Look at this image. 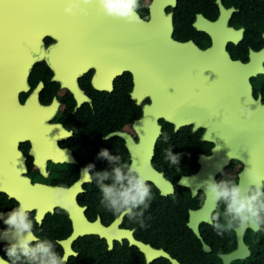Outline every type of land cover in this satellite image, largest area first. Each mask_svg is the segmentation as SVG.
Masks as SVG:
<instances>
[{"label": "flooded vegetation", "instance_id": "obj_1", "mask_svg": "<svg viewBox=\"0 0 264 264\" xmlns=\"http://www.w3.org/2000/svg\"><path fill=\"white\" fill-rule=\"evenodd\" d=\"M139 4L137 13L145 22L160 12L170 17L172 38L177 42L206 50L220 39V32L232 30L235 35L225 49L233 60L246 63L251 52L264 49V0H139ZM45 42L48 46L52 40ZM77 53L61 57L63 62L75 63L63 65L65 70L78 66L75 76L71 71L67 76L56 75L44 59L30 73L29 92L20 95L23 104L41 84V107L36 114L43 118L28 122L26 138L19 144L25 159L26 194L11 197L0 192V256L7 259L5 249L15 243L4 238V219L23 203L34 233L51 240L56 251L67 257L65 264H171L165 258L148 263L129 238L151 253H166L178 264H224L223 257L238 249V239L236 229L219 235L213 227L212 217L217 213L223 222V202L211 212V224L197 220V238L188 225L190 213L206 205L204 188L200 183L179 185L199 173L200 158L212 155L214 145L204 140L205 129L193 123L177 129L159 118L155 124L160 135L155 140L154 129L140 127L144 108L151 101L135 94L132 74L125 70L112 76L103 70L104 62L119 61L121 56L110 47L109 54L102 55L103 48L95 41L80 42ZM251 85L253 97H260L264 104V75L257 74ZM102 150L135 164L145 176L152 199L148 208L136 210L141 215L124 216L116 223L119 217L101 204L99 181L90 180L84 170L93 165V177L111 171L114 165L99 156ZM169 150L180 158L178 165L165 158ZM241 170V163L231 160L217 173L215 182H239ZM57 187L66 191L54 194ZM242 241L248 253L229 264H264V226L244 230Z\"/></svg>", "mask_w": 264, "mask_h": 264}, {"label": "water", "instance_id": "obj_2", "mask_svg": "<svg viewBox=\"0 0 264 264\" xmlns=\"http://www.w3.org/2000/svg\"><path fill=\"white\" fill-rule=\"evenodd\" d=\"M66 8L72 13H66ZM155 16L150 22L139 17V22L129 23L105 15L98 0L89 4L83 0H0V192L11 197L26 194L25 159L19 144L26 138L28 122L43 118L36 114L41 107V84L23 104L20 102V95L29 92L28 79L34 65L45 59L56 75L67 76L71 71L75 76L78 66L65 70L63 65L75 63L63 62L61 57L78 55L80 42L92 41L103 48L102 55H108L110 47L121 56L119 61L104 62V72L116 76L129 71L135 94L150 99L139 123L141 128L155 130V140L160 135V127L155 124L159 118L174 123L177 129L191 123L205 129L204 140L214 145L212 155L200 158L199 173L179 185L189 187L191 183L203 185L215 180L231 160L242 165L238 183L245 194L254 187L249 172L264 179V104L260 97H253L251 85L257 74L264 75V49L251 52L246 63L233 60L225 45L234 31L220 32V39L201 50L193 43L173 40L171 18L162 12ZM46 39L52 40L48 46ZM214 209L206 204L190 213L188 226L197 238V220L211 224ZM121 220L119 217L116 223ZM235 232L238 249L223 257L224 264L248 253L242 241L244 231ZM2 237L0 229V242ZM129 240L145 253L148 263L165 258L178 264L162 251L151 253L141 243ZM203 250L209 251L206 246Z\"/></svg>", "mask_w": 264, "mask_h": 264}, {"label": "clouds", "instance_id": "obj_3", "mask_svg": "<svg viewBox=\"0 0 264 264\" xmlns=\"http://www.w3.org/2000/svg\"><path fill=\"white\" fill-rule=\"evenodd\" d=\"M91 2L92 0H83L84 4ZM98 3L107 16L129 23L139 22V0H98ZM65 12L71 14L72 9L66 8ZM241 111L245 112V109L242 108ZM247 115L250 117L251 113ZM99 156L114 165L111 171L95 173L93 177L94 166L89 165L84 174H87L90 180L95 178L99 181L101 204L107 211L120 218L141 215L142 213L136 210L148 208L152 199L145 176L135 164L121 162L119 155L112 156L107 150H102ZM165 158L171 165L179 164L180 158L171 150L166 153ZM248 175L254 187H249L247 194L245 189L232 179H222L218 183L209 179L202 185L206 204L216 208L218 202H223V222H219V213L212 217L213 227L219 235L234 229L259 230L264 226V179L252 172ZM106 180L111 183L105 184ZM52 191L54 194H62L66 189L57 187ZM4 224L7 226L4 238L14 240L15 243H10L5 249L7 259L0 257V264H65L67 257L56 251V245L49 239H40L34 233L33 220L29 218L23 203L7 214Z\"/></svg>", "mask_w": 264, "mask_h": 264}, {"label": "snow or ice", "instance_id": "obj_4", "mask_svg": "<svg viewBox=\"0 0 264 264\" xmlns=\"http://www.w3.org/2000/svg\"><path fill=\"white\" fill-rule=\"evenodd\" d=\"M72 2V0H67V3H71ZM69 18H71V17H69Z\"/></svg>", "mask_w": 264, "mask_h": 264}]
</instances>
